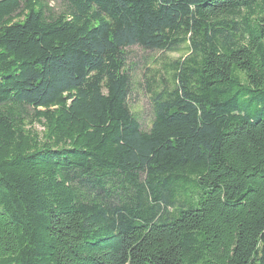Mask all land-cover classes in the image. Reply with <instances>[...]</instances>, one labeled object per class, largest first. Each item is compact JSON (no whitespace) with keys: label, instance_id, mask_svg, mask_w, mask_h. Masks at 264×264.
<instances>
[{"label":"trees","instance_id":"16d2710c","mask_svg":"<svg viewBox=\"0 0 264 264\" xmlns=\"http://www.w3.org/2000/svg\"><path fill=\"white\" fill-rule=\"evenodd\" d=\"M0 264H264V0H0Z\"/></svg>","mask_w":264,"mask_h":264},{"label":"rangeland","instance_id":"374dc122","mask_svg":"<svg viewBox=\"0 0 264 264\" xmlns=\"http://www.w3.org/2000/svg\"><path fill=\"white\" fill-rule=\"evenodd\" d=\"M49 7L54 13H59L64 9L60 2H49ZM128 65L130 67V74L132 76V95L130 105L137 117L140 119L144 129L151 126L153 119L152 106L148 93L147 79L149 78L150 71L158 64L163 62L177 59L180 52H163V51H150L141 47L135 46L127 49ZM35 129L43 131V128L38 123Z\"/></svg>","mask_w":264,"mask_h":264}]
</instances>
